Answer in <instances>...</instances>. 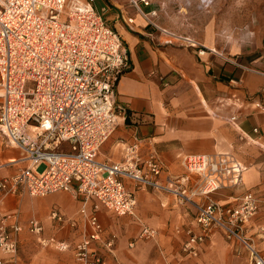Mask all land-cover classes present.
Returning <instances> with one entry per match:
<instances>
[{"label": "built area", "instance_id": "obj_1", "mask_svg": "<svg viewBox=\"0 0 264 264\" xmlns=\"http://www.w3.org/2000/svg\"><path fill=\"white\" fill-rule=\"evenodd\" d=\"M96 1L0 0V138L22 152V158L9 164L27 163L16 175L0 179V194L46 197L69 192L80 199L84 225L72 247L43 237L38 220H29L27 230L39 236L44 247L73 248L83 264L106 263L95 246L113 252L115 237L106 234L99 211L134 216L136 195L142 190L170 194L197 208L199 233L188 232L187 255L197 256L205 238L218 231L248 248L253 264H264L263 254L246 231L260 212L256 194L247 192L228 206L211 199L242 184L245 168L232 155L184 156L187 174L182 178L165 175L159 153L144 152L146 140H119L121 161L101 157L128 118L127 107L118 101L117 86L132 64L125 41L105 18L106 9L96 8ZM131 4L150 26L170 37L166 44H187L200 55L211 51L162 28L159 11L147 9L153 5L150 0H131ZM230 122L236 125L237 118ZM254 132L257 136L251 142L264 148L259 130ZM52 218L65 222L56 212ZM23 231L19 215L0 218L2 256L17 253ZM144 234L155 236L151 230ZM0 264H7L3 257Z\"/></svg>", "mask_w": 264, "mask_h": 264}, {"label": "crops", "instance_id": "obj_2", "mask_svg": "<svg viewBox=\"0 0 264 264\" xmlns=\"http://www.w3.org/2000/svg\"><path fill=\"white\" fill-rule=\"evenodd\" d=\"M95 5L99 11L106 9L105 18L121 34L132 64L117 86L118 101L127 107L129 115L104 146L101 157L121 161L119 140H146L144 152L159 153L165 175L182 178L187 174L184 156L232 155L245 168L242 184L223 189L211 199L228 206L247 192L256 194L260 212L246 231L264 256V148L250 140L258 129L264 141V49L250 61L244 43L221 42L217 35L207 41L167 28L211 50L200 55L187 44H166L170 37L150 26L131 0H97ZM152 8L155 6L147 9ZM128 18L134 22L129 23ZM210 29L212 32L214 27ZM232 117L237 118L236 125L230 122ZM20 158L22 152L0 138V179L27 167L25 162L9 164ZM136 197L134 216L119 217L104 208L99 211L106 234L115 237L112 254L105 247L95 246L105 256V264H253L248 248L218 231L205 238L197 256L187 255L184 246L188 232L199 233L197 208L166 193L142 190ZM80 210L81 200L69 192L46 197L0 194V218L17 214L24 226L17 253L0 257L7 264H83L73 248L62 251L44 247L39 236L27 230L29 220H38L43 237L72 247L80 240L84 225ZM55 212L64 223L52 218ZM145 230L154 231L155 236L147 237Z\"/></svg>", "mask_w": 264, "mask_h": 264}, {"label": "rangeland", "instance_id": "obj_3", "mask_svg": "<svg viewBox=\"0 0 264 264\" xmlns=\"http://www.w3.org/2000/svg\"><path fill=\"white\" fill-rule=\"evenodd\" d=\"M150 1L159 11L158 24L164 29L207 41L217 35L221 42L244 43L250 61L264 49V0Z\"/></svg>", "mask_w": 264, "mask_h": 264}]
</instances>
